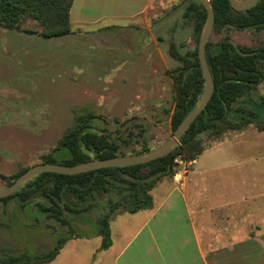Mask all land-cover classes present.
I'll use <instances>...</instances> for the list:
<instances>
[{
  "label": "rangeland",
  "instance_id": "1",
  "mask_svg": "<svg viewBox=\"0 0 264 264\" xmlns=\"http://www.w3.org/2000/svg\"><path fill=\"white\" fill-rule=\"evenodd\" d=\"M186 2L152 0L146 20L140 15L104 19L85 27V32L75 29L60 37L42 38L0 27V173L13 175L41 163V155L56 145L79 110L92 112L93 125L106 134L134 137L130 146L136 150L142 145L154 149L167 140L174 104L170 70L178 64L169 47L174 43L185 53L196 46L192 21L182 19ZM109 5L113 13L123 15L138 10L142 2L112 0ZM20 27L39 30L29 19ZM225 34L238 45L255 46L264 40L263 31L230 28L220 34L211 31L209 41L217 42ZM254 95H264V83ZM258 133L257 139L245 132H226L220 138L229 143L228 152L237 162L231 170L242 174L250 198L264 190V131ZM238 178L233 179L234 189ZM5 186L0 179V188ZM262 200L250 199L249 219L257 220L253 209ZM104 210L106 201L79 215L66 213V226L33 209L0 202V256L40 253L57 238L72 235L76 238L44 264H110L103 260L109 251H96L99 237L92 234ZM130 215H115L111 226Z\"/></svg>",
  "mask_w": 264,
  "mask_h": 264
},
{
  "label": "trees",
  "instance_id": "2",
  "mask_svg": "<svg viewBox=\"0 0 264 264\" xmlns=\"http://www.w3.org/2000/svg\"><path fill=\"white\" fill-rule=\"evenodd\" d=\"M73 0H0V27L15 29L42 38L70 35L69 9ZM214 14L212 31L220 34L230 28L264 32V0H257L249 9H233L228 0H209ZM205 9L199 0H187L182 19L192 21L196 46L181 53L174 43L169 53L178 62L170 70L174 88V104L170 125L173 131L181 119L197 104L204 80L197 58V42L205 20ZM37 23L39 30L21 28L26 20ZM205 60L214 84L211 98L198 114L170 153L146 163L126 167H106L77 174L42 172L25 182L16 192L0 198L4 206L33 209L45 218H53L69 226L65 214L79 215L92 206L106 201L104 210L95 222L100 236L99 249L111 245L109 221L114 213L135 212L150 208L151 188L162 177L171 176L177 156L194 158L212 147L209 141L220 142L226 132H241L249 125L264 131V95L255 96L264 83V40L255 46L234 44L228 35L217 42L207 41ZM95 115L79 110L73 123L59 137L49 152L41 155V163L73 165L93 159L113 156L139 155L151 150L142 145L139 150L130 146L132 136L106 134L93 125ZM216 142V143H217ZM28 168V167H26ZM26 168L0 179L11 184ZM36 197L42 201H34ZM72 236V235H71ZM71 236L56 239L46 251H22L0 256V264H44L58 254Z\"/></svg>",
  "mask_w": 264,
  "mask_h": 264
},
{
  "label": "crops",
  "instance_id": "3",
  "mask_svg": "<svg viewBox=\"0 0 264 264\" xmlns=\"http://www.w3.org/2000/svg\"><path fill=\"white\" fill-rule=\"evenodd\" d=\"M110 1L73 0L69 9L72 32H85V27L104 19L140 15L146 20L152 0H138L141 7L123 15L111 11ZM241 132L257 139L261 131L249 125ZM228 148L229 143L221 140L195 157L181 186H176L172 174L162 177L150 190V208L114 213L107 249H99L101 238L92 233L99 237L96 251L110 253L103 260L110 264H264L263 200L253 209L257 220L248 217L252 213L250 199L264 198V190L250 198L249 190L242 186V174L231 170L237 162ZM236 177L240 180L234 189ZM122 213L131 215L111 226L114 216Z\"/></svg>",
  "mask_w": 264,
  "mask_h": 264
},
{
  "label": "water",
  "instance_id": "4",
  "mask_svg": "<svg viewBox=\"0 0 264 264\" xmlns=\"http://www.w3.org/2000/svg\"><path fill=\"white\" fill-rule=\"evenodd\" d=\"M204 7L206 15L202 25L198 42H197V58L201 71V76L204 80L203 93L197 104L180 120L170 137L150 151L139 155H124L113 156L103 159H93L85 162H80L73 165H63L56 163H38L26 168L11 184L0 188V198H5L16 192L25 182L42 172H52L57 174H77L106 167H126L137 164H142L160 158L171 152L174 146L178 143L180 136L185 132L191 122L205 108L207 102L211 98L214 90L213 80L205 60V45L209 40L214 14L209 0H199ZM257 0H228L229 5L238 11L251 8Z\"/></svg>",
  "mask_w": 264,
  "mask_h": 264
},
{
  "label": "built area",
  "instance_id": "5",
  "mask_svg": "<svg viewBox=\"0 0 264 264\" xmlns=\"http://www.w3.org/2000/svg\"><path fill=\"white\" fill-rule=\"evenodd\" d=\"M195 164V157L184 159L180 156H177L174 160L172 166V178L176 186L182 185L183 177L192 169Z\"/></svg>",
  "mask_w": 264,
  "mask_h": 264
}]
</instances>
